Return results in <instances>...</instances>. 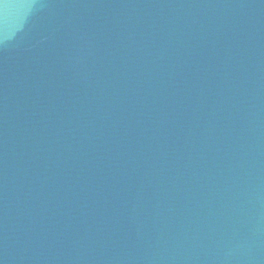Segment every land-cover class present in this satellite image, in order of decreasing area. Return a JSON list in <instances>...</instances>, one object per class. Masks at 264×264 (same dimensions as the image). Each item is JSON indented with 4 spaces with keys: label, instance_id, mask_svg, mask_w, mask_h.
I'll use <instances>...</instances> for the list:
<instances>
[{
    "label": "water",
    "instance_id": "obj_1",
    "mask_svg": "<svg viewBox=\"0 0 264 264\" xmlns=\"http://www.w3.org/2000/svg\"><path fill=\"white\" fill-rule=\"evenodd\" d=\"M0 264H264V0H0Z\"/></svg>",
    "mask_w": 264,
    "mask_h": 264
}]
</instances>
